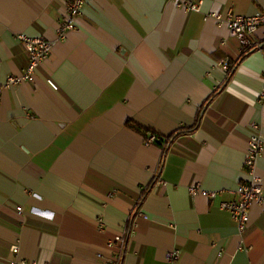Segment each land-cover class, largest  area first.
<instances>
[{"label": "crops", "instance_id": "1", "mask_svg": "<svg viewBox=\"0 0 264 264\" xmlns=\"http://www.w3.org/2000/svg\"><path fill=\"white\" fill-rule=\"evenodd\" d=\"M66 1L0 0V83L27 67L19 35L55 40ZM262 11L264 0H86L34 81L0 91V264H107L125 231L121 264H264V207L251 204L240 234L218 206L248 179L249 124L264 136V26L262 48L233 64L239 40L206 18ZM195 123L164 149L131 127L165 139ZM193 183L219 195L191 196Z\"/></svg>", "mask_w": 264, "mask_h": 264}, {"label": "built area", "instance_id": "2", "mask_svg": "<svg viewBox=\"0 0 264 264\" xmlns=\"http://www.w3.org/2000/svg\"><path fill=\"white\" fill-rule=\"evenodd\" d=\"M66 11L57 27L56 38L54 41L46 40L44 38H32L24 35H19L17 37L18 41L23 44L25 50L28 53V64L27 67L20 75H11L2 84L0 83V91L12 86L20 85L24 82H33L36 71L45 61L52 52L53 44L57 41L64 40L67 34L76 28V21L81 15L84 8L86 0H67ZM188 10H198L199 5L193 3H184L182 5ZM206 18H213L218 25L225 24L228 31V36L239 40L240 51L239 57L250 53L253 50H260L262 44L256 42L253 39L256 31L264 26V11L259 12L255 15H233L231 12L225 18H222L220 14L211 13L206 16ZM238 57V59H239ZM231 65L228 63H223L222 69L228 74ZM264 79V74H263ZM264 81V80H263ZM49 85L56 89V86L48 81ZM258 102L264 104V84L260 90L258 96ZM250 136L247 142V151L245 153V158L243 161V168L248 176L246 182L237 186L234 191L230 193L234 195L233 199L221 201L219 203V209L225 211L230 215L231 219L234 221L239 233H243L249 223V209L252 203H257L264 207V191L261 185V179L258 177L257 170V160L262 155L263 151V141L264 136L261 131V125L253 121L249 124ZM145 145L161 143L160 147L164 149L167 146V139H162L155 133H148L144 138ZM189 194L191 196H202L206 199L213 200L217 198L219 192L208 191L201 187L199 183H193L188 187ZM21 207H17V212L20 214L22 212ZM133 215L144 216L143 213L137 209ZM126 231L117 233L114 236L113 241L109 243V246L117 244V251L113 255L110 262L107 264H121L126 246ZM18 251V246L11 247V252L16 254ZM178 257V251H172L167 254V259L169 261H174ZM11 264H14L13 262Z\"/></svg>", "mask_w": 264, "mask_h": 264}, {"label": "trees", "instance_id": "3", "mask_svg": "<svg viewBox=\"0 0 264 264\" xmlns=\"http://www.w3.org/2000/svg\"><path fill=\"white\" fill-rule=\"evenodd\" d=\"M249 54V53H248ZM248 54L246 55H243L241 57H239V59L233 63V64H236L238 61L242 60L243 58H245ZM234 66H231L230 69H229V73L227 74V77H226V80H228L231 72L233 71L234 69ZM128 124V123H127ZM129 125V124H128ZM132 128L136 129L137 131L139 132H142L143 133V136L146 137L148 135V133H152L150 131H142L139 127L137 126H131ZM197 128V123H195L194 125L192 126H189V127H181L179 128L178 130H176L175 132H173L172 134H170L168 137H166L165 139H167V143L170 142L171 140H173L174 138L178 137V136H181V135H184V134H188V133H192L195 129ZM161 143H157L158 146H160Z\"/></svg>", "mask_w": 264, "mask_h": 264}, {"label": "clouds", "instance_id": "4", "mask_svg": "<svg viewBox=\"0 0 264 264\" xmlns=\"http://www.w3.org/2000/svg\"><path fill=\"white\" fill-rule=\"evenodd\" d=\"M52 215H54V214H49V219H51V218H52Z\"/></svg>", "mask_w": 264, "mask_h": 264}]
</instances>
